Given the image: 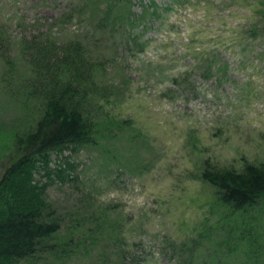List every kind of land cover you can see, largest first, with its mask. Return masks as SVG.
<instances>
[{"label": "rangeland", "instance_id": "rangeland-1", "mask_svg": "<svg viewBox=\"0 0 264 264\" xmlns=\"http://www.w3.org/2000/svg\"><path fill=\"white\" fill-rule=\"evenodd\" d=\"M109 1L0 0V132L22 114L4 83L14 68L21 86L27 43L81 42L114 88L97 115L115 132L48 189L53 244L75 248L36 264H264V201L235 212L201 177L264 166V0Z\"/></svg>", "mask_w": 264, "mask_h": 264}, {"label": "trees", "instance_id": "trees-1", "mask_svg": "<svg viewBox=\"0 0 264 264\" xmlns=\"http://www.w3.org/2000/svg\"><path fill=\"white\" fill-rule=\"evenodd\" d=\"M133 1L109 3L113 7ZM88 52L74 40L27 43L22 49L27 72L21 86H12L14 68L4 83L5 93L23 115L0 132V148L8 149L0 155L6 163L0 177V264H36L45 252L64 263L75 248L74 240L53 244L63 222L48 201V189L57 181L73 180L68 170L74 166L66 153L94 147L116 129L113 121L97 115L99 102L113 93L106 89L114 88L101 85L102 70L90 62ZM5 139L12 146L4 147ZM201 177L218 189L219 202L235 212H249L264 201L263 165L247 164L238 171L207 162Z\"/></svg>", "mask_w": 264, "mask_h": 264}]
</instances>
